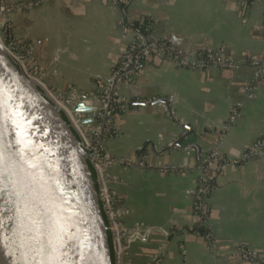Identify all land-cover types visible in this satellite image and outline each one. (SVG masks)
Returning <instances> with one entry per match:
<instances>
[{"label": "crops", "instance_id": "obj_1", "mask_svg": "<svg viewBox=\"0 0 264 264\" xmlns=\"http://www.w3.org/2000/svg\"><path fill=\"white\" fill-rule=\"evenodd\" d=\"M124 9L129 22L148 20L178 55L221 50L237 67H186L150 55L135 81L118 88L128 103L164 99L189 127L176 124L161 103L130 105L112 116L114 134L104 141L112 157L108 187L128 209L121 264H264V155L212 179L207 221L217 255L192 211L201 160L214 149L241 159L264 135V76L254 80L250 64L264 55V1L129 0ZM120 10L110 0H42L10 14L11 33L62 97L94 94L132 38L119 30ZM239 246L255 252L253 262L237 253Z\"/></svg>", "mask_w": 264, "mask_h": 264}, {"label": "water", "instance_id": "obj_2", "mask_svg": "<svg viewBox=\"0 0 264 264\" xmlns=\"http://www.w3.org/2000/svg\"><path fill=\"white\" fill-rule=\"evenodd\" d=\"M62 101L80 129L100 114L96 93L70 91ZM156 103L189 131L162 98L128 105ZM88 155L65 111L0 42V264H112Z\"/></svg>", "mask_w": 264, "mask_h": 264}, {"label": "built area", "instance_id": "obj_3", "mask_svg": "<svg viewBox=\"0 0 264 264\" xmlns=\"http://www.w3.org/2000/svg\"><path fill=\"white\" fill-rule=\"evenodd\" d=\"M41 1L29 0L25 3L8 4L6 7H2L1 12L7 13L8 16L3 22V37H1L0 42L8 55L17 63L22 71L26 75H29L30 78H33L41 86L44 93L56 103V99H61L62 96L50 86L47 87V85L42 83L44 79L39 77L38 73H36V68L31 64L28 49L24 44L19 43L11 33L10 14L18 7L35 6ZM110 1L113 5L121 9V14L117 22L120 32L123 34V37L130 34L132 38L126 44L123 53L112 69L109 77L102 82L99 91L96 92V98L100 102V114L94 125H87L80 129L69 112L64 108L62 109L68 115L73 127L81 138L83 148L89 154L87 160L94 171L101 211L111 236L115 264H121L123 256L122 241L126 234V229L121 225V219L128 212V209L121 205L118 198L108 187V182L111 178L106 172V166L112 162V157L104 147L105 138L114 134L112 129V116L115 107L121 108L127 103V100L119 95L118 88L123 83L135 81L142 67L143 58L150 55L170 59L177 65L186 67L217 65L224 68H236L237 66L235 63L224 58L221 50L199 52L195 56L192 53L178 55L174 47L153 34L150 24L143 23L139 27H134L133 22L128 21L126 13L124 12V5L129 0ZM122 5L123 7H121ZM250 64L254 68V80H258L264 76V55L262 59L251 60ZM236 115L237 112L233 111L230 116V123L236 119ZM261 155H264V135L258 142L252 144L244 151L241 159L227 158L214 149L201 160V174L198 177L193 193L192 211L196 216V226H203L205 229L203 237L213 255H217L218 250L213 238L212 229L207 221L206 202L208 194L212 189V179L221 174L227 166L237 165L243 160ZM123 163L129 164L128 161H123ZM139 165L142 166L143 163H139ZM237 253L249 262H253L256 257L254 251L244 246H239Z\"/></svg>", "mask_w": 264, "mask_h": 264}, {"label": "trees", "instance_id": "obj_4", "mask_svg": "<svg viewBox=\"0 0 264 264\" xmlns=\"http://www.w3.org/2000/svg\"><path fill=\"white\" fill-rule=\"evenodd\" d=\"M121 7H123V5ZM143 23L150 24V22L148 20H146V19H144L143 22H140V21L133 22L134 27H139V26L143 25ZM145 58L146 57L143 58V61L142 62H144ZM127 106H130V105H128V102L125 103L124 106L121 107V108L120 107H115V109L113 111V114L114 113H119V112L123 111ZM91 172H92L93 177L95 178L94 171L92 170V168H91ZM197 228L204 234L205 229H204L203 226H198ZM108 238H109V243H110L111 262H112V264H115V259H114V254H113V250H112V244H111V236H110V233L109 232H108Z\"/></svg>", "mask_w": 264, "mask_h": 264}, {"label": "bare ground", "instance_id": "obj_5", "mask_svg": "<svg viewBox=\"0 0 264 264\" xmlns=\"http://www.w3.org/2000/svg\"><path fill=\"white\" fill-rule=\"evenodd\" d=\"M29 77V75H28ZM36 79V78H35ZM71 99H74V96H71ZM72 100H70L71 102ZM69 102V103H70ZM56 103L58 104L59 107L61 108H64L67 112H69V114L71 115L70 111L67 109V105L64 104V102L62 101V98L61 99H56Z\"/></svg>", "mask_w": 264, "mask_h": 264}]
</instances>
